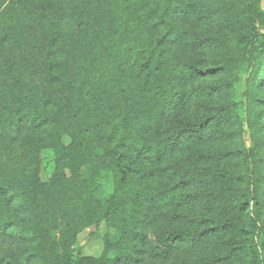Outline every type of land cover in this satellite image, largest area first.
I'll return each mask as SVG.
<instances>
[{
	"label": "trees",
	"instance_id": "16d2710c",
	"mask_svg": "<svg viewBox=\"0 0 264 264\" xmlns=\"http://www.w3.org/2000/svg\"><path fill=\"white\" fill-rule=\"evenodd\" d=\"M242 2L243 32L227 43L247 70L239 103L233 112L220 106L212 115L195 122L180 119L178 126L164 131L161 120L184 107L191 96L230 91L196 83L222 70L221 65L198 66L180 59L173 50L183 35L176 17L195 21L191 3L101 0L102 9L89 18L83 57L75 68L78 101L66 117L61 113L64 95L57 86L64 81L57 55L62 50L60 29L69 14L42 2L0 0V234L20 232L36 241L21 263L0 253V264H29L36 255L45 258L44 264H136L148 238L144 225L154 221L156 205L165 202L179 207L195 198L206 201V208L220 220L197 231L181 228L157 233L152 242L154 256L168 258L178 247L197 245L213 235L220 248L226 244L220 235L242 220L245 264H264V9L260 0ZM214 41L203 35L193 46ZM223 121L232 122L233 127L227 132L215 130ZM50 124L56 129L53 142L27 138L22 151L13 153L12 132L45 130ZM63 136L69 141L64 142ZM227 138L238 144L233 150L235 169L232 173L214 169L208 174L210 180L221 179L220 193L185 192L207 178L197 163L214 156L201 147ZM44 149L53 157L52 174L46 181L40 177ZM175 152L184 155L173 158ZM158 174H168L171 182L152 190L146 180ZM231 183L237 189L230 196ZM170 188L177 192L170 193ZM62 200L82 203L79 208L87 225L97 223L105 209L108 224L120 235L107 237L98 257L74 253L71 248L53 252L51 239L59 231L56 223L63 214ZM175 209L172 219L186 218ZM7 211H28L30 224L21 227L13 213L5 215ZM205 220L201 218L200 223ZM222 260L216 255L200 264Z\"/></svg>",
	"mask_w": 264,
	"mask_h": 264
},
{
	"label": "rangeland",
	"instance_id": "374dc122",
	"mask_svg": "<svg viewBox=\"0 0 264 264\" xmlns=\"http://www.w3.org/2000/svg\"><path fill=\"white\" fill-rule=\"evenodd\" d=\"M32 2H42L49 6L50 9H61L69 14V19L60 29V43L61 51L57 55L58 61L61 63L60 72L64 73V81H60L59 87L65 109L62 114L70 117L73 113V106L78 101V83L75 77L76 65L83 57L82 42L85 38L87 29L89 27V18L97 8L103 7L101 0H31ZM191 3V13L195 21H190L183 16H177L178 29L182 31L183 35L179 39L182 41L173 45L175 54L185 61L195 62L196 65L204 67L208 66H222V70L211 74L207 78L197 80L196 83H202L206 86H221L228 87L230 91H214L207 95H193L187 101L186 105L181 109L172 110L171 114L161 120V128L167 129L178 126V121H197L205 116L212 115L220 106L227 111H234V105L240 101V96L246 83L247 70L245 66L240 63V57L233 52L231 47L227 45L230 40H236L243 32V2L242 0H183ZM261 7L264 9V0H260ZM208 15V20H201L202 16ZM264 32V30H263ZM207 35L215 41L212 44H207L199 48H195L193 43L200 36ZM64 49V50H63ZM264 95V88L261 90ZM263 108L261 107V110ZM263 113L259 114V117ZM262 118V117H261ZM233 127L232 122L223 121L219 126L214 127L217 131L227 132ZM54 125L50 124L45 130H30L12 132L14 140L12 142V151L18 154L22 151L24 141L29 139H36L43 144L53 142L56 137L54 135ZM64 142H68L69 138L62 137ZM245 142H250L248 134L244 137ZM238 147L235 139H225L218 142H206L201 149L204 152L210 153L214 156L213 159L203 160L197 163L199 169H203L207 174V178L198 187L185 188V192L192 191H206L210 189L216 193H220L219 182L221 179H208L209 172L217 169L220 173H232L235 169L234 163L237 158L233 154V150ZM181 152H175L172 157H183ZM170 158V160H175ZM166 157L163 163L166 162ZM139 164L147 165L146 161L137 160ZM225 164L227 167L225 168ZM53 170V157L49 149H44L41 155V174L43 181L48 180ZM67 175L69 172L66 171ZM84 174V172H83ZM173 180V179H172ZM207 180V181H206ZM168 174H158L146 180L152 190H156L163 186L165 182H169ZM171 182V181H170ZM237 189V186L231 183V189L228 192L231 194ZM177 190L170 188V193L175 194ZM220 197L219 199H221ZM6 197L3 195L1 204H4ZM79 201V198L76 200ZM74 201H61V212L56 227L58 233L51 239V245L55 251L61 249L67 250L71 248L74 253H82L83 255L98 257L102 254L105 239L107 237H118L119 230L110 226L105 218V209L101 211L97 223L87 225L83 210L79 208L82 203ZM206 201L202 198H195L181 204L179 207L163 202L154 209V221L150 224H145L144 229L147 233V240L144 245V250L139 253L140 260L136 264H200L215 257L222 258V262L216 264H245V252L242 249L243 234L241 227L242 220L235 221L230 230L223 232L220 237L226 239V244L218 248L214 244L213 237L206 236L203 241L194 246L178 247L174 250L168 258L154 256L152 253L153 239L159 235L164 234L167 230L173 229H194L199 230L202 227H209L214 225V222L220 220L217 213L209 211L206 208ZM3 208V206H2ZM176 208V212L186 216L179 222L172 219L171 212ZM4 209V208H3ZM14 210V208L12 207ZM13 213V214H12ZM10 212L7 211L5 215H14L21 227H26L30 224L28 211L25 212ZM192 218L187 220V218ZM201 218L206 219L205 222L200 223ZM205 224V225H204ZM204 225V226H202ZM20 233V232H19ZM14 232V234H0V253L9 258L14 263H21L27 254L33 249L35 239L27 240L25 236ZM231 237V238H230ZM108 239V238H107ZM228 239V240H227ZM45 258L42 255L34 256L29 264H44ZM132 264V263H126Z\"/></svg>",
	"mask_w": 264,
	"mask_h": 264
}]
</instances>
